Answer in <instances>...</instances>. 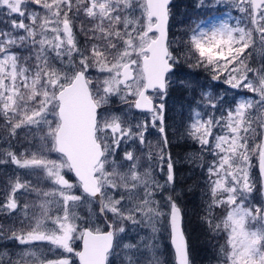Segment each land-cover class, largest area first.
Returning <instances> with one entry per match:
<instances>
[{
	"label": "snow or ice",
	"instance_id": "obj_1",
	"mask_svg": "<svg viewBox=\"0 0 264 264\" xmlns=\"http://www.w3.org/2000/svg\"><path fill=\"white\" fill-rule=\"evenodd\" d=\"M171 2L0 0V133L11 141L26 130L34 149L5 150L0 164L51 185L9 179L0 240L12 248L0 264H164L162 233L174 264H190L166 117L174 85L194 90L176 78L181 65L246 91L227 108L201 92L181 136L206 165L202 220L223 240L218 264H264V0H213L218 14L170 38ZM257 184L261 203L251 200Z\"/></svg>",
	"mask_w": 264,
	"mask_h": 264
},
{
	"label": "trees",
	"instance_id": "obj_2",
	"mask_svg": "<svg viewBox=\"0 0 264 264\" xmlns=\"http://www.w3.org/2000/svg\"><path fill=\"white\" fill-rule=\"evenodd\" d=\"M197 5L198 0H173L171 5L172 18L170 22V38L181 36L190 18L192 20H199L214 15V12L209 11L210 8H208L207 4L204 7H198ZM215 13H217V11ZM183 77L186 79H183ZM192 77L199 80L198 86L200 91L203 87H211L217 92L215 93L216 95H221L218 94L219 92L225 93V85L222 82L215 84L210 78L209 73L205 70L190 69L186 65H181L177 69V79L192 82ZM169 92H171L173 101L166 106V117L171 132V151L174 155L181 156L183 150L187 151L190 148L189 142L183 141L179 143L181 137L178 135L174 136L172 128L178 129L177 125L181 117L180 112L185 99L190 95V90L176 84ZM193 92L196 93L195 90ZM226 92L229 93L232 91L227 90ZM227 97L228 99L230 98L229 95H226L225 98ZM191 100L192 97L190 96V99L186 100V103H188L187 105L191 106V104H189ZM186 117L187 115H185V118ZM256 170L257 172L255 175L258 177V169ZM192 171L193 170H191L188 165L184 164H180L177 170V174L183 179V185H185L184 190H186L183 213L185 231L189 242L190 262L191 264H218L219 245L223 243V240L221 238L216 239L202 220L208 199L198 187L200 182L197 183L196 187L194 186L193 183L196 182L194 179L196 173L191 175ZM192 179H194L195 182H193ZM256 198L258 201L261 200V195L258 194V192H256Z\"/></svg>",
	"mask_w": 264,
	"mask_h": 264
},
{
	"label": "rangeland",
	"instance_id": "obj_3",
	"mask_svg": "<svg viewBox=\"0 0 264 264\" xmlns=\"http://www.w3.org/2000/svg\"><path fill=\"white\" fill-rule=\"evenodd\" d=\"M198 2H199V0H198ZM206 4L208 5V8H210L209 11L214 12V15L218 14V13H215L217 10L213 6V0H205V5ZM224 10L225 11H229V9H224ZM233 15L234 16L238 15V13L233 12ZM3 19H4V17L0 16V20H3ZM0 27H3V24H0ZM183 79H186V78L183 77ZM213 82L215 84L219 83V81H213ZM191 83L193 84L194 90L196 91V93L193 92L194 90H190V95L185 99V101L183 103L182 110L180 112V115L182 114V112H185V115H186V113H188V115H189L190 108L196 106V101L199 100L201 92H210L214 97H216V96H224V97H226V95L227 96L229 95L230 96L229 99H228V97L225 98V102H224V107L225 108L231 106L232 101L234 99H240L242 96H244L246 94L245 90L231 89L228 85L224 84L225 85V93H220L219 92L218 94H221V95H216L215 93H217V92H215L214 88H211V87H203L202 90L200 91L199 86H198L199 85V80L194 78V77H192V82ZM227 90L228 91H232V92L227 93L226 92ZM234 95H235V98H234ZM247 95L252 96L251 93H247ZM190 96L192 97V100L189 103V104H191V106L187 105L188 103H186L187 102L186 100L190 99ZM172 101L173 100L171 98V92H169L168 97H167V101H166V106ZM110 107L117 114H121L127 108V106L121 104L119 99L116 98V97L112 98L111 103H110ZM202 110H204V109H202ZM206 111L212 112L211 109H207ZM215 115L218 117L220 115V112L219 111L215 112ZM136 118L137 119L141 118L140 114L137 113ZM187 119H188V117H187ZM186 121L187 120H185V121L181 120V123L179 121V123L177 125L178 129H173L172 128L174 136L178 135L179 137H181L180 138L181 140L179 141V143L183 142V141H186V142H189V146H190V148L187 151L183 150L181 156H176V155L173 154V156L177 160V164H176V181H175V185H174L175 192L173 193V195H174V198L177 200L178 205L181 206L182 209H183V203L185 202V199H186L185 198L186 190H184L185 185H183V179L181 178L180 175L177 174L178 166L180 164L188 165L190 167V169L193 170L191 172V175L193 173H196V176L194 178L196 180V182H195L194 179H192V181L195 182L193 184L196 187L197 183L200 182V184H198L199 185L198 187L201 189L202 193L205 196H207V199H208L206 165H205V168L202 169L199 166L200 161H198V160H190L189 159V157L195 156L196 154L199 153V145L195 144L191 140H186V139H184L181 136V132L183 130V127H184V124L186 123ZM2 127H3V124H2V121H0V129H2ZM26 136H27L26 130H22L20 132L19 139H12L11 141H9L6 135L0 133V154H2L5 150H11V151H15L17 153L24 152L25 149H28L29 151L34 150L32 147L29 146L28 139L26 138ZM154 136H155V133L153 131V135L149 136V139H154ZM169 139H170V137H169ZM204 155H205V161H208V160L211 159V157L208 156L206 153ZM53 158H54V155H53ZM195 170H196V172H195ZM256 172H257V170L253 169V175L254 176H256L255 175ZM17 176L21 180H29L33 185L39 186L41 188L47 189L48 187L51 186L50 182L44 180L41 175H37L35 173H32L29 170L18 169L15 165H12V164H0V201L4 200L6 195H7V191H8V187L7 186H8L9 179L10 178H15ZM66 178H68L70 180V182H73V183L76 182L75 178L72 176L71 173H67L66 174ZM257 179H258V177H257ZM194 186H192V187H194ZM256 192H258V194H260V192H259V184H257V190L252 193L251 200H252L253 203H261L262 202V197H261V200L258 201L257 198H256ZM19 199L22 202L27 201L30 204L35 202L34 195L33 196H28V195L20 196ZM33 211H35V209H31L30 208L29 214L31 215V213ZM217 215H219V210L217 211ZM130 235H135V233H131ZM215 238L217 239L219 237L215 236ZM5 244H8L10 249L12 248V242L5 241V240H0V251L4 250L3 246ZM79 244H80V242L77 241L76 245H74V246L79 247ZM159 244H160V253H161L160 259L164 262V264H174V256H173V252H172V247H171V244H170V240L167 237V233H162L160 235ZM38 247L42 248L46 252L47 255H49V256L54 258L55 254L54 253H47V248L46 247H44L43 245H38ZM64 255H67V254H64ZM73 259H74V264H77V261L75 260V258H73ZM117 264H119L118 261H117Z\"/></svg>",
	"mask_w": 264,
	"mask_h": 264
},
{
	"label": "flooded vegetation",
	"instance_id": "obj_4",
	"mask_svg": "<svg viewBox=\"0 0 264 264\" xmlns=\"http://www.w3.org/2000/svg\"><path fill=\"white\" fill-rule=\"evenodd\" d=\"M187 117H188V115H187ZM187 117L185 118V112H182L181 117H180V123H181V120H182V121L187 120ZM167 123H168V122H167ZM167 131H168L169 137H170V139H171L170 127L168 128Z\"/></svg>",
	"mask_w": 264,
	"mask_h": 264
},
{
	"label": "water",
	"instance_id": "obj_5",
	"mask_svg": "<svg viewBox=\"0 0 264 264\" xmlns=\"http://www.w3.org/2000/svg\"><path fill=\"white\" fill-rule=\"evenodd\" d=\"M173 1V0H172ZM171 4H172V2H171ZM74 175V174H73ZM182 210V209H181ZM182 213H183V211H182ZM184 216V215H183ZM185 230V229H184ZM185 235H186V232H185ZM186 238H187V242H188V237H187V235H186ZM188 253H189V260H190V251H189V242H188Z\"/></svg>",
	"mask_w": 264,
	"mask_h": 264
}]
</instances>
